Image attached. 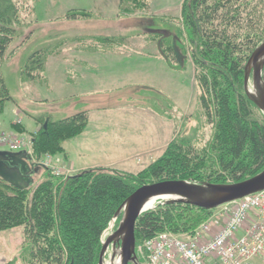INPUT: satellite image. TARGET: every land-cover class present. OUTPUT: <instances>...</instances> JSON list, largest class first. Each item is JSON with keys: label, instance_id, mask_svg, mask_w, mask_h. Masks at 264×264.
<instances>
[{"label": "trees", "instance_id": "obj_1", "mask_svg": "<svg viewBox=\"0 0 264 264\" xmlns=\"http://www.w3.org/2000/svg\"><path fill=\"white\" fill-rule=\"evenodd\" d=\"M126 1L128 8L122 9L123 13L120 10L124 15L135 13L140 5L143 7L138 0ZM237 1L182 3L188 42L201 68L199 80L204 95L200 103L206 118L215 126L209 151L193 150L181 139L170 143L159 158L137 175L95 167L72 176L56 177L46 170L42 181L26 190L16 189L0 179V230L22 227L35 249V254L30 255L40 263L97 264L101 237L118 207L139 186L188 177L198 183L236 182L260 172L264 168V117L256 116L257 108L243 89L244 64L257 43L250 41L249 33L241 34L240 38L241 16L219 13ZM80 13L83 12L70 13V19ZM17 22L18 9L13 1L0 0V59L18 34ZM39 60L38 55L31 54L28 68L40 65ZM1 83L0 108L2 100L9 98ZM44 123L31 139L36 157L45 153L63 154L62 142L82 132L87 113L80 111ZM209 212L184 204H158L137 218L135 241L139 245L164 230L192 231Z\"/></svg>", "mask_w": 264, "mask_h": 264}, {"label": "rangeland", "instance_id": "obj_2", "mask_svg": "<svg viewBox=\"0 0 264 264\" xmlns=\"http://www.w3.org/2000/svg\"><path fill=\"white\" fill-rule=\"evenodd\" d=\"M12 1L18 9V34L8 45L4 56L0 59V80L2 82L0 83L6 88L7 96H9L8 100H2L0 108V148L11 149L10 146L15 143L17 145L20 144V146L31 147L29 151L36 161L35 163L41 165V169L33 176L34 184L32 187H34L44 178L45 170L42 169L44 166H48L50 173L56 177L60 175L72 176L78 173V171L68 161L65 152L54 155L45 153L40 157H36L32 150L31 139L37 131L42 129L45 118H40L37 129L31 131L33 124L27 122L30 119L24 117L21 113L22 111L20 112L16 107L13 112L11 108L16 105L25 106L27 103H33V108L38 113L37 116L47 112L48 104H42L43 101H41L40 97L46 90L44 75L47 76L48 72L46 74L43 71L46 58L52 53L57 52L63 47L66 40L72 39L69 37H74V35L84 32L87 36H93V40L95 38L99 39L98 36H104L102 30L105 29L108 32V7L104 9L105 5L117 3V12L120 13V16H124L122 9L128 8V5L126 0H122L121 2L120 0ZM183 1L138 0V4H142L143 7H140V5L137 9L145 18H143L144 20L141 19L140 28L136 31L137 33L146 32L147 36H143L142 39L145 38V40L148 39L149 41L146 40L147 44L140 42L135 44L133 42L135 36H133V40L129 38L130 52H148L149 47H151L150 51L154 50L155 53L160 52V55L167 60L168 65L175 69L172 76L176 88V102L170 103L168 96L150 88L122 92L120 94L121 97H132L128 100L129 103H124V100L120 97L119 99H115V97L110 99L108 107L121 106L123 107L121 109L125 116H135V118L133 117L135 124L130 123L127 126H145L152 133L148 132L144 136L148 135L153 138L154 147H159L153 148L154 150L149 148L150 151L145 152L142 150L143 145L139 149L134 147V151L129 152L127 156L131 166L114 164L109 165L108 169L119 173L137 175L159 158L170 143L181 139L188 142L190 148L193 150L206 149V151H209V145L212 143L215 133V126L206 118V111L200 103V99L204 95L202 82L200 83L199 80L201 68L193 56L192 44L188 42L185 15L184 11H182ZM228 7L230 8L226 9V11L224 8L220 9L219 13L230 12V15L231 13H237L238 16H241V21L238 24L240 26V38H242L241 34L249 33L250 41L254 42L253 44L257 43L254 46L255 48L264 38V0H238L234 3L233 7H231V3L228 4ZM79 10L83 13L76 14L75 19H70L69 14ZM212 21L217 24L216 19ZM79 22L82 24L81 26ZM151 24L154 27L150 26ZM130 25L133 24L129 23ZM149 29L165 30L166 35L163 36V33L161 35L157 33L152 34ZM133 33L134 31L130 30V34ZM152 37L153 43L150 42ZM171 40H175L174 44ZM84 45L91 44L87 42ZM68 46L64 51H69V48L75 47L73 44H69ZM33 53L34 55H38V59H41V62L40 60L38 61L41 64L34 65L30 69L28 68L27 61ZM52 77L56 78V75L54 74ZM111 101L113 103H110ZM256 113L258 118L263 119L264 114L261 111L257 109ZM164 126L168 127L166 129L170 128V134L167 136V139H164L161 135L159 136V133H155V128L157 130L160 129L159 132L164 133ZM24 127H26L25 130ZM125 136L127 135L124 134L123 137ZM112 142L116 143V141ZM87 158L90 157L87 156ZM87 158H83L82 160H90ZM136 162L140 164L134 166L132 163L135 164ZM74 164L76 165L77 163ZM182 180L198 182L189 177ZM230 182L232 181L227 180L224 183ZM158 202V200H155L151 209H154L158 205ZM229 205L231 204H223L210 210L208 217L212 214L222 213L223 209L229 207ZM120 218L121 214L116 218H112L110 221L112 222L111 228H109V223L103 234V240L114 231ZM192 231L175 234H188ZM29 242L22 227L0 230V264H26V261H30V264H43L36 261L30 255V253L35 254V249ZM138 246L140 244L137 245L136 243V252L139 251ZM104 259L105 261H110L108 251Z\"/></svg>", "mask_w": 264, "mask_h": 264}, {"label": "crops", "instance_id": "obj_3", "mask_svg": "<svg viewBox=\"0 0 264 264\" xmlns=\"http://www.w3.org/2000/svg\"><path fill=\"white\" fill-rule=\"evenodd\" d=\"M105 6L104 9L108 7V32L103 29L104 36H98L99 39L93 40V36H87L84 32L74 35L69 37L72 39L68 38L69 40H66L57 52L46 58L43 70L46 74L48 72L47 76L44 75L46 90L40 97L42 104H48V111L37 116L33 103L11 108L13 112L16 107L22 111L24 117L30 119L27 122L33 124L31 131L37 129L38 121L42 117L45 120L57 121L85 111L88 114V122L82 132L62 142L66 158L76 171L95 167L107 168L114 164L131 166L127 156L129 152L134 151V147L139 149L143 145V152L150 151L149 148L154 150L153 148L159 147H154L153 138L144 136L148 132L152 133L145 126H127L130 123L135 124V116H125L121 106L108 107L110 99L120 97L124 103H129L128 100L132 97H121L122 92L150 88L168 96L170 103L176 102V88L172 76L175 69L168 65L160 52L150 51L151 47L148 48V52H130L128 40L129 38L133 40V36L135 44L139 42L147 44L148 39H142L143 36H147L146 32L136 31L145 16L138 10L131 15L120 16L117 12V3H108ZM129 23L133 25L129 26ZM150 26L154 27L153 24ZM130 30L134 33L130 34ZM149 30L152 34L166 35L165 30ZM101 38L111 40L104 41L100 40ZM87 42L91 45H84ZM150 42L153 43V37ZM174 42L175 40L172 41L173 44ZM69 44L75 47L64 51ZM54 74L56 78L52 77ZM48 101L50 103H46ZM167 126H164V133L156 128L155 133L167 139L170 134V128L166 129ZM124 134L127 136L123 137ZM83 158L90 160L83 161ZM132 164L138 166L140 163Z\"/></svg>", "mask_w": 264, "mask_h": 264}, {"label": "water", "instance_id": "obj_4", "mask_svg": "<svg viewBox=\"0 0 264 264\" xmlns=\"http://www.w3.org/2000/svg\"><path fill=\"white\" fill-rule=\"evenodd\" d=\"M249 82L252 91L248 90ZM243 87L248 99L264 114V38L246 60ZM40 167L24 150H0V179L16 189L26 190L33 186V176ZM263 189L264 168L251 177L230 183L167 179L141 185L116 210L114 218L121 214L120 221L114 231L101 241L97 264H104L109 247L112 248L110 262L118 257V264H138L135 254V223L148 210L145 204L150 199L158 200V204H184L211 210Z\"/></svg>", "mask_w": 264, "mask_h": 264}, {"label": "built area", "instance_id": "obj_5", "mask_svg": "<svg viewBox=\"0 0 264 264\" xmlns=\"http://www.w3.org/2000/svg\"><path fill=\"white\" fill-rule=\"evenodd\" d=\"M228 204L191 233L164 230L144 239L141 264H264V189Z\"/></svg>", "mask_w": 264, "mask_h": 264}, {"label": "bare ground", "instance_id": "obj_6", "mask_svg": "<svg viewBox=\"0 0 264 264\" xmlns=\"http://www.w3.org/2000/svg\"><path fill=\"white\" fill-rule=\"evenodd\" d=\"M248 90H249V91H252V85H251V82H249ZM34 133H35V132H34ZM59 158H60V157H59ZM154 201H155V200L150 199V200L145 204V209H151V208L153 207ZM111 225H112V222H110L109 228H111ZM109 228H108V229H109ZM108 235H109V234H108ZM102 237H103V236H102ZM102 240H103V239H102ZM107 251H108V254L111 255L110 253H112V248L109 247V249H108ZM106 253H107V252H106ZM118 261H119V258H118V257H116L115 260H114L113 262H110V261L108 262V260L105 261V259H104V264H118Z\"/></svg>", "mask_w": 264, "mask_h": 264}]
</instances>
